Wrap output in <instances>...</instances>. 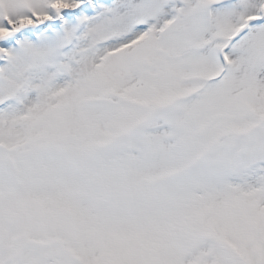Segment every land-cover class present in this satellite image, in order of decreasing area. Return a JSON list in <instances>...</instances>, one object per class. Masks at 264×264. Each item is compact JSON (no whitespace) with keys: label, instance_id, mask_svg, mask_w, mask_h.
I'll return each mask as SVG.
<instances>
[{"label":"snow or ice","instance_id":"snow-or-ice-1","mask_svg":"<svg viewBox=\"0 0 264 264\" xmlns=\"http://www.w3.org/2000/svg\"><path fill=\"white\" fill-rule=\"evenodd\" d=\"M0 264H264V0H0Z\"/></svg>","mask_w":264,"mask_h":264}]
</instances>
